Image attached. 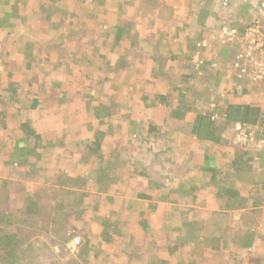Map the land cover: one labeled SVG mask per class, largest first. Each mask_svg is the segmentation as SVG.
I'll return each instance as SVG.
<instances>
[{
  "label": "crops",
  "instance_id": "0c3cea01",
  "mask_svg": "<svg viewBox=\"0 0 264 264\" xmlns=\"http://www.w3.org/2000/svg\"><path fill=\"white\" fill-rule=\"evenodd\" d=\"M175 1L182 3V7L187 3L191 14L197 15L196 22H190L189 26L197 28V31L203 30L204 32H201L199 38H204L212 30V20H217V18L219 20V16H221L219 10L223 8H229L228 11L233 16V27L238 28L241 33L254 14L253 4L257 0H229L228 5L225 4V0ZM147 2L149 1L0 0V97L11 93L13 90L10 91L9 87H13V84H16L20 93H23L27 88L37 92L42 91L44 92L42 95L50 92L51 87L43 84L45 83L44 76H48L47 70H55L54 65L43 63L41 65L45 67L43 75L37 69H35L36 72L25 70L26 61L34 56H37V59L42 62L47 61L46 47L51 45L54 38L59 35L58 27L51 25L50 16L54 17V21H56L61 14L63 17L60 18L69 23L67 29L64 30L67 33L73 28L77 30L84 23L87 35H91L92 31H100L105 39L104 42L106 41V44L109 45L107 51L111 49L110 45H114V36L118 28L126 30L131 27L133 32L126 34L122 42L116 43L115 53L130 54L136 59L134 65L137 69L154 71L153 76L158 79L148 85L153 86L152 89L145 88L147 91L159 90L160 93L169 94L168 101L173 107L178 103L187 104L186 106L191 108V112L181 121L174 116L161 115L163 112L161 106L153 111L155 119H143L146 122L151 121L152 123L153 121L158 125L155 134L150 138L153 141L151 145L145 144L147 149L144 147L139 151L141 156L149 158V160H143L144 164L137 168L139 173L144 171L146 176L138 174L134 177L131 175L132 172L124 171L126 173H123L122 171L118 172L119 176L115 178L116 180L110 176L106 182L103 181L105 183L102 185L100 184L103 182L97 180L90 182V198L86 202L87 204L93 196L99 199L101 206L119 202L120 206L128 212L130 220L126 221L125 214L116 210L97 213L91 208L88 209L91 212L87 213L88 211H86L83 215L90 219L85 223L87 227L83 234H86L88 239H90L89 237H102L104 242L107 237L112 236V239L107 243L112 242L114 237H138L139 240H134L131 246L118 247L120 250L113 255L118 258L128 257L129 259L124 261L128 264H235L234 257L220 256V250H195V246L190 242L184 247L181 246V233L178 228L181 221L185 219L197 222L198 219L206 221L212 218V214L216 210L215 204L219 202L216 186L221 172L218 175H213L211 164L225 169L228 168L226 165L235 156L245 153L251 171L246 173L244 180L247 182L246 184L250 183L247 186L254 189V187L264 184V151H247L240 146L234 147L231 141L233 129L225 132L228 144L218 148L211 142L199 140L193 135L192 123L200 109L209 105V103L205 104L202 99V94L207 92L208 86L213 87L214 92L206 98L217 99L216 96H218L219 102L216 103L219 105V114L223 116L230 104L259 106L264 111V100L262 96L259 97L258 93L259 90L261 92L264 90V85L239 82L235 74L230 76L231 81H229L227 68L221 66L211 74L208 85H204L207 82V79H204L205 82L200 91L196 88V84L201 82L197 81L198 83L191 84L192 72L188 71V64L191 65L190 58L195 51L193 47L197 45L199 38L195 40L192 37L193 41H191V36L188 37V34L181 35L188 20L178 21L177 24L171 18L163 19L161 17L159 20L154 14H151V11L147 12L144 5ZM169 5L171 6L168 8V16H173V12L177 13L176 11L182 10L172 4ZM204 11L206 13L198 17V14ZM143 27L150 28V31L145 35L146 38L139 37L140 29ZM158 31H160L159 36ZM173 34L178 40L171 41L169 39V36ZM71 36H66L67 41ZM165 41L170 43H163ZM69 42L72 51L76 53V43L70 40ZM175 42L178 44H174ZM234 45L237 46V44ZM218 52L223 63L227 62L232 54L231 49L227 46L220 47ZM154 60L161 62L162 77L158 76L159 66ZM176 63H179L177 67ZM149 65L151 68L148 67ZM175 69L179 71L177 79L174 76ZM36 75L40 77L39 85L31 88L28 83L31 77H36ZM22 83H25L24 86ZM41 83L42 88H40ZM168 84L173 85L167 88ZM232 84L234 85L232 86ZM43 88H46L45 91ZM141 93L142 91L139 92V94ZM8 96L10 97V95ZM137 99L144 109L149 110L140 98ZM21 100L23 101V97ZM1 102L0 99V127L4 128L5 126V130L10 129L12 132L16 125L15 121L17 122L18 119L15 120L13 116L9 115L13 114L14 108H23L26 104L19 101L15 103L8 101L2 104ZM3 109H7L8 115L3 114ZM33 120L36 121V126L42 124L38 118H33ZM221 120L218 123H222ZM1 128L0 150L4 149L8 156L12 155L14 141L21 132L15 128L14 133L5 134ZM137 132L147 135V129L141 128ZM4 138L8 142L3 146L1 142ZM159 157L162 158L160 163L151 159ZM224 169L220 171L226 172L227 170ZM121 176L125 178L120 179ZM213 178H215L214 183L211 182ZM178 186L180 194L173 190ZM245 192L247 191L245 190ZM260 197H264V191L260 193ZM249 217L251 220L245 222L244 226L255 232L256 239L254 246L247 250L248 252H243L247 257L245 262L246 264H264V200L252 216L249 214ZM106 220H109L110 223L114 220L117 223V233L107 230L110 228H106L103 224ZM232 221V218L228 220V222ZM82 223L79 221L77 225L80 226ZM231 233L233 234V228L228 232L226 238H231ZM205 237L209 238L208 235ZM170 244L176 246L172 255L166 251ZM95 249L90 243L88 254L91 253V250L94 252ZM229 251L231 250L229 249ZM95 252L99 254V251ZM105 253L106 251L101 249L102 257L106 255ZM95 263L97 264V262ZM104 264H114V262H105Z\"/></svg>",
  "mask_w": 264,
  "mask_h": 264
},
{
  "label": "trees",
  "instance_id": "16d2710c",
  "mask_svg": "<svg viewBox=\"0 0 264 264\" xmlns=\"http://www.w3.org/2000/svg\"><path fill=\"white\" fill-rule=\"evenodd\" d=\"M254 16L255 14H253ZM60 17L62 18L63 16L60 14L58 20L54 21V17L50 16L51 25L58 27L59 35L54 38L51 45L49 44L46 47L47 61L42 62V60L37 59V56H34L26 61L25 70L36 72L35 69H37L43 75L45 67L41 65L47 63L54 65L56 70L61 66H65L67 76L52 78V75L50 80L44 76L45 83L43 84L51 87L50 92L45 95H39L34 94L32 89L27 92L23 91L21 93L24 99L22 102L26 105L23 108H14L13 114H10V116L16 115L13 118L15 120L16 118L18 119L17 123L21 134L14 141L12 155H9L8 165L12 169V173H8L6 176L0 175L1 179L6 177L0 182V227L6 230L3 233L5 238L0 239V242L5 244V251L8 253L3 251L5 256L3 254H1L2 256L0 255V264H32V261L36 262L37 258H43L40 254L34 253V248H37L35 244L41 242L44 237L56 241L54 243H57L56 237L62 239L67 233L69 236L66 241L78 238V234L79 237H86V234L83 233L87 225L82 223L80 225L81 228H79L78 225H75L74 220H77V216H83L90 209L89 205L86 204L90 198V182L95 180L106 182L111 175L116 173V170L120 172V169L123 173L124 171H132L131 175H134V177L138 174L146 176L144 171L140 173L137 171V168L144 164L142 162L145 158L139 152H136V148L139 144L149 143L151 145L153 141L150 138L155 134L158 125L153 121V124L151 121L146 122L141 117L125 116L122 113L126 106H122L119 102V97L126 92V89L132 91L136 78H141L139 84L141 88H139L138 93L140 91L142 93L138 98L148 107L147 109L154 111L162 106L163 112H161V115L164 114L166 117L174 116V118L181 119V121L184 117H188L191 112V108L186 106L187 104L178 103L173 107L168 101L167 96L169 94L160 93L159 90L147 91L145 88L148 87V84L158 79L153 76L154 71L152 72L151 69L149 71L137 69L134 65L136 59L130 54L115 53L116 43L118 41L122 42L126 34L133 32L131 27L126 30L118 28L114 36V45H110L111 49L107 51L109 45L106 44V41L104 42L105 39L100 31H92L91 35H87L84 23L77 30L72 27L73 30L67 33L64 30L67 29L69 23L64 22ZM252 19L251 17L250 21ZM249 24H246L241 33H244ZM69 35L72 36L67 41L66 36ZM69 40L76 43V53L72 51ZM197 46L195 45L193 49L197 48ZM190 59L193 61V58ZM154 61L159 66L158 76L162 77V72H160L161 62L159 60ZM90 65L93 66L99 77H97L98 80L89 82L87 84L88 87H86L91 93H85V100L83 101L87 104L86 106H89V109L82 113L78 110V114L86 118L89 127L78 129V126H75L78 124H72L75 126L74 129L77 130L74 137L79 139L69 144L74 151L66 153L75 152L79 161H86L90 164L89 167L93 169L83 174L78 173V175L75 172L71 173L69 169H59L54 176L51 175V170H46L45 176L58 184L51 186L50 182L42 183L44 177H42L43 170L41 166L49 155L48 152L60 149L59 147H61V142L64 139H60L62 133L57 130L59 127H57L58 123L56 120L50 130L44 131L36 126V121L33 120L35 113L43 115V112L49 108L50 102L54 106H56L54 102L57 103L61 108L67 101H75L76 93L73 86L75 78L85 77L84 80H88L89 74L86 71ZM148 67L151 68V65ZM76 71L79 75L76 74ZM236 78L239 82H244V79L239 76H236ZM39 80L40 77H37V75L36 77H31L28 83L29 87H37ZM182 81L184 82V79ZM170 85L173 84H168L167 88ZM13 87H9L10 91L13 90L10 93L11 99L9 101L15 103L20 92L16 88V84H13ZM40 88H42V83ZM29 92L30 95L28 94ZM67 94H71V96ZM98 94L102 96L100 97ZM65 96L70 98H65ZM76 101L81 104L79 99ZM218 107L217 103H212L211 106L208 105V107L201 108L192 123L193 135L199 140L211 142L218 148L228 144L225 132L233 129L236 123L251 127L259 125L261 127L264 122V111L259 106L230 104L227 106L223 116L219 114ZM25 110L28 111V116H23ZM118 115L123 117L125 121V125L122 127L124 134L118 135L119 140L126 135L131 136L127 138L128 143L114 142L111 144L114 158H110V151L105 149L104 145L107 146L111 142L104 128L107 124V119H111L113 116L118 117ZM220 120L223 122L218 123ZM81 125L83 126L84 124L82 123ZM63 127L65 126H62L61 129L65 130ZM141 128L143 130L147 129V135L137 132ZM86 129H88L87 132ZM259 129L256 131H259ZM143 139L148 140V143L144 142ZM245 157V153L235 156L226 165L229 169L218 168V165L211 164L213 175H218L221 172L216 186L219 202L215 204L216 210L212 214V218L206 221L198 219L197 222L188 219L181 221L182 223L178 228L181 233V246L184 247L190 242L195 246V250H220V256H231L234 257L235 264H246L245 260L247 258H245L243 252H248L247 250L254 246L256 237L255 232L251 228H245L244 224L251 220L249 214L252 216L256 209L262 205L264 197H260V193L264 191V184L260 185V187L256 186L254 189L247 186L250 183L246 184L244 177L246 173L251 171V166L248 165ZM221 169L227 171H220ZM20 170L24 172L23 174H26L27 181L38 182L34 194L26 193L21 186L23 182L17 179L18 175L21 174ZM75 175L76 177L74 178ZM65 180L66 182H61ZM214 181L215 178L211 182L214 183ZM173 190L180 194L179 186ZM111 201H113L112 198ZM89 212L91 211L87 213ZM230 218L233 219L232 222H228ZM103 224L106 228H110L107 230L118 232L117 223L114 220L112 223L106 220ZM77 227L79 229L77 230L78 232H73ZM232 228V237L226 238ZM244 228L245 231H243ZM205 235H208L209 238L205 237ZM90 243L91 240L86 238L83 244L85 252L90 251L88 250ZM175 247L174 244L168 245V248H166L167 253L172 255ZM74 263L75 260H70L66 264ZM36 264L48 263L40 260ZM50 264L59 263L53 261Z\"/></svg>",
  "mask_w": 264,
  "mask_h": 264
},
{
  "label": "rangeland",
  "instance_id": "374dc122",
  "mask_svg": "<svg viewBox=\"0 0 264 264\" xmlns=\"http://www.w3.org/2000/svg\"><path fill=\"white\" fill-rule=\"evenodd\" d=\"M148 1L149 2H147L146 4L144 3L147 12L151 11V14H154L156 16V18L159 20H161V17H163V19L171 18V19H173L175 24H177L178 21L181 22L182 20H188L187 26L184 28V30L181 31V35H187L188 34V37L191 36V38H190L191 41H193V38H195V40L198 39L199 36L201 35V32H204L203 30L197 31V28H195V29L190 28L189 25L194 21L196 22L197 15L191 14L190 9L188 7V4L185 3V2H187V0H185V2H184L185 4L183 7L181 5L182 3L180 4V2H177L175 0H148ZM226 3L228 5L229 0H225V4ZM169 4L177 6L178 8H180L182 10H179V12L176 11L177 13L173 12V14H172L173 16H168L169 15L168 8H169V6H171ZM228 9L229 8H223V9L219 10L220 15H221V16H219V20H218V18H217V20L213 19L212 20L213 27H212V30L210 31L209 35L207 34V36H205L204 38H199V40L197 41L198 46H197V48H195V51L193 53V57H192L193 61H191V65L188 64V68H189L188 71L190 70V72H192V75H193V78L190 80V83L195 84V83L201 82V83L196 84V88H198L200 91L203 87V83L205 82L204 79L205 78L207 79V82H205L204 85H208L209 84L208 79L211 78V74L215 70L220 68L221 66L227 68L226 72L229 74V81H231L230 76H232L233 74H235V76H238L236 68H235V64L237 61L236 56L239 53L240 49H238V50L236 49L238 47L233 44V40L222 41L217 37L224 30H228V29L233 28V16H232V13L228 11ZM154 10H156V11H154ZM204 13H206V11L202 12L201 14H198V17L203 15ZM151 28H153V27H151ZM140 30H141V32L139 33V37L146 38L145 35L148 33V31H150V28L143 27ZM155 30H156V28L153 31L155 32ZM159 34H160V31H158V36H159ZM169 39L171 41L178 40V39H175L174 34L170 35ZM166 42L170 43L168 41H165L163 43H166ZM174 44L177 45L178 43L175 42ZM203 45H205V47H203ZM222 46H227V48L231 49V51H232V54L229 56L230 59L224 63L222 62V60H220L219 52H218V49ZM233 48L235 50V56L234 57H233ZM201 62H204V64L198 65ZM178 65H179V63H176V67ZM85 68H87V66H85ZM203 68H204V70H203ZM55 70L54 71H48L47 70L48 76H46V77L48 80H50V78H51L50 76H52V75H53L52 78H61V76L62 77L67 76V69L65 66H61L58 68V70H56V71ZM169 72L171 73L172 71L170 70ZM86 73L89 74L88 80H84L85 77L84 78L76 77L75 81H74V85H73L75 87L74 92L76 93L75 94L76 100L79 99L81 104L77 103L76 100L71 101V102L67 101L66 104L60 108L57 103L54 102V104L56 105V106H54L50 102L49 108L43 112V115H39V114L35 113L34 117L38 118L42 121V124L38 125V127H40L41 130L45 131V130L52 129L54 126V121L56 120V122L58 123L57 127H59V128H57V130H60L62 133V136L60 139H64L61 142L62 143L61 147H59L61 149V152H60V149H57L54 152L53 151L48 152L49 155L44 160V163L41 166V168L43 170L42 171V177H44V179H42L43 180L42 183L43 182L44 183L50 182L49 184H51V186H53L54 184H56V185L58 184L57 182H54L52 179L50 180V178L45 176L46 170L47 171L51 170L52 171L51 175L54 176V174L55 175L57 174L59 169H66V170L69 169V171L71 173L75 172V174H77V175H78V173L83 174V173H86L89 170L93 169V168L89 167L90 164L87 163L86 161H83V162L79 161L78 156L75 152L69 153V154L66 153V152L74 151L69 146V144H72L73 141L79 139V138L74 137L75 132L77 131L74 129V127L78 126V129H81L82 127H87V128L89 127L86 118L83 116H80L78 114V112L81 111V113H82L85 110L89 109V106H86L87 104L83 101V100H85L84 99L85 93L86 94L91 93L90 90L87 89L86 87H88L87 84H89V82H94V81L98 80L97 77H99V74L94 70L92 65H90V67L86 71ZM76 74H78L77 71H76ZM177 75H179V71H178V69H175L174 76L176 77V79H177ZM52 80H54V79H52ZM54 82H55V80H54ZM134 82H135V85L133 86L132 91L126 89V92L121 97H119L120 104L124 107L126 106L125 109H123V113L122 112L121 113L124 114L125 116L126 115L131 116V117L135 116L137 118L141 117V119H145V118H149L150 120L155 119L156 117H155V113L153 111H151L150 109L149 110L144 109L141 106V104L138 103L137 98L140 95L138 93V91H139V88H141L139 86V84L141 82V78L140 77L136 78ZM248 82L254 83V81L251 77H245L243 83H248ZM24 84L25 83H22L23 86H24ZM254 84H256V83H254ZM233 85L234 84H232V86ZM3 87L6 88L5 86H3ZM134 87H135V89H134ZM152 87L153 86H151V85L148 86L149 89H152ZM45 89L46 88H43L44 91H45ZM29 90L30 89L27 88L25 90V92H27ZM206 90H207V92H205V94H202V99H203V102L205 104L209 103V105L211 106L212 103L219 102L218 96H216L217 99H215V98L214 99H211V98L207 99L206 98V96L209 97L214 92L213 87L208 86L206 88ZM33 93L42 95L44 92H42V91L37 92L36 90H34ZM258 93H259V97L262 96L263 97L262 99L264 100V90L262 92L259 90ZM28 94L30 95V92ZM8 95H10V94H5L4 97H0V99L2 100L1 104L7 103L9 101L10 97ZM67 95L71 96V94H67ZM98 95H100V94H98ZM101 96L102 95H100V97ZM21 98H22V95H21V93H19L17 101L22 102ZM65 98H70V97L65 96ZM94 103H92V104H94ZM15 105H17V104H15ZM107 105H108V103H107ZM7 109L6 110L3 109V114L8 115ZM23 113H24L23 116H28L27 110H25ZM52 113H53V115H52ZM13 117H16V115ZM106 122H107V124L105 125L104 129H105V132L108 135V139L110 140L111 143H109L107 146L104 145V148L110 151V155H109L110 158H114L113 150L111 149V144L114 142H116V143H118V142L128 143L127 138H130L131 135L130 136L126 135L127 137L124 136V137H122L121 140H119L118 135L124 134V130L122 129V127L125 125V121H124L123 117H121L119 115H118V117L113 116V118L107 119ZM75 123L78 125H75V126L72 125ZM82 123L84 124L83 126L81 125ZM15 124L16 125H15V127H13L12 132L10 129L5 130L6 128L5 129L1 128V127L0 128H1L3 133L12 134L15 132V128L20 130L19 124L16 121H15ZM62 124H64V125H62ZM62 126H65V127H63V128H65V130L61 129ZM87 130L88 129H86V132H87ZM20 132H21V130H20ZM232 137L233 138L231 141H232V144L234 145V147L240 146V145H236L234 143L235 142L234 135H232ZM143 141L148 143V140L145 141L143 139ZM7 142H8V140L6 138H4V140L1 143L4 146L7 144ZM133 145H138V144H133ZM147 146H149V143L147 144ZM144 147L147 149L145 144H143L142 146L138 145V147L136 148V152H139ZM114 148H116V147H114ZM6 153L7 152L4 149L0 150V175H3V176L8 175V173H12V169L8 165L9 156ZM151 159L159 161V163H160V160H162V158H160V157L157 159L156 158H151ZM145 160H149V158L146 157ZM75 168H76V171H75ZM121 171L122 170L120 169V172ZM20 172H21V174L18 175L17 179H20L24 183V184L23 183L21 184V186L24 188V191H26V193L34 194L35 188L37 187L38 182L27 181L26 174H23L24 172L22 170H20ZM118 172H119V170L118 171L116 170V173L114 175H111L114 180H116L115 178H118V176H119ZM130 172H132V171H130ZM75 177H76V175L74 176V178ZM124 178H125L124 176L120 177V179H124ZM3 179H6V177H4L2 179L0 177V182ZM21 181H20V183H21ZM61 182H66V180L61 181ZM87 205H89L90 209L92 208L93 211L97 212V213L108 212V211L111 212V211H115V210L118 212H122L125 214L126 221L130 220L128 212L125 211L124 207L120 206L119 202H114L113 205L104 204L101 206L99 199H97L93 196L91 198V200L87 203ZM79 221L83 222V223H87L88 221H90V219L88 217H85V216H77V220H74V223L76 226H77V222H79ZM3 224H1V226H3ZM79 228H80V226H79ZM77 230H79L78 227H77V229L75 228L73 232H78ZM5 231L6 230L4 228L1 229V227H0V239L5 238V234H3V233H5ZM64 236L65 237L62 239H58L56 237L57 243H54L56 241H53L52 239L46 238V237L42 238L41 242L36 243L35 246L37 248H34V253L37 255L40 254V256H42L44 258V259L43 258H40V259L37 258L36 262H38L40 260H44L48 264L52 263L53 261H56L59 264H66L70 260H75L74 264H91L92 262H94V264H96L95 262H97V264H104L105 262H109V263L114 262V264L115 263L128 264L127 262H124V261H127L128 257L125 258V256H121L120 258H118L117 256L114 257L113 255L116 252H118V250H120L118 247L131 246V244L134 242V240H139L138 237H134V236H128V237H122V238L121 237H114L112 242L107 243L108 240L112 239V236L107 237L105 239L106 242H104L102 240V237H89L88 236L91 240V245L96 248L94 250V252H92V250H91V253L88 254V252H85V250L83 248V244L85 243L86 237H79V234H78V238H76L75 240L66 241L69 234L67 233V235H64ZM101 249H104L106 251V253H105L106 255L104 257H102L100 254ZM3 251H5V244L0 242V252H2V253H0V255L3 254V256H5V253ZM95 251H99V254H97ZM245 258H247V257H245ZM105 260H108V261H105ZM245 261H247V259ZM36 262L32 261V264H36Z\"/></svg>",
  "mask_w": 264,
  "mask_h": 264
},
{
  "label": "built area",
  "instance_id": "2783aa9c",
  "mask_svg": "<svg viewBox=\"0 0 264 264\" xmlns=\"http://www.w3.org/2000/svg\"><path fill=\"white\" fill-rule=\"evenodd\" d=\"M253 10L255 16H252L244 33L233 27L224 30L217 37L222 41L233 40V44H237L240 49L235 64L237 75L242 79L251 77L254 83L264 85V0H257L253 4ZM198 65H203V62ZM233 130L236 145L244 149L264 151V122L261 127L236 123Z\"/></svg>",
  "mask_w": 264,
  "mask_h": 264
},
{
  "label": "clouds",
  "instance_id": "9594fccd",
  "mask_svg": "<svg viewBox=\"0 0 264 264\" xmlns=\"http://www.w3.org/2000/svg\"><path fill=\"white\" fill-rule=\"evenodd\" d=\"M203 47H205V46L203 45ZM233 128H234V126H233ZM233 135H234V133H233ZM75 239H76V238H75ZM75 239H74V240H75Z\"/></svg>",
  "mask_w": 264,
  "mask_h": 264
}]
</instances>
